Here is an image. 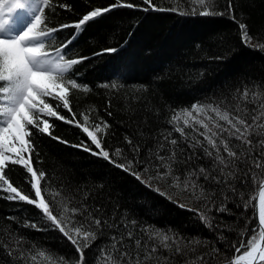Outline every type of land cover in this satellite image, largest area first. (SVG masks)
I'll return each mask as SVG.
<instances>
[{
    "label": "trees",
    "instance_id": "trees-1",
    "mask_svg": "<svg viewBox=\"0 0 264 264\" xmlns=\"http://www.w3.org/2000/svg\"><path fill=\"white\" fill-rule=\"evenodd\" d=\"M4 2L5 8L11 5V0ZM121 2L131 3L134 7L120 6L117 0H54L45 9L44 19L49 26L70 25L55 33L56 42L63 44L75 36L64 51L66 58H86L73 67L71 75L87 91L70 89L68 98L72 111L64 109L62 101H50L59 105V114L71 121L66 123L55 117H43L52 125L51 135L29 126L33 133L30 137L34 145L33 167L45 173L41 180L43 195L54 214L59 215L60 203L66 201L70 208H86L105 222L101 229L103 235L85 249V264H97L99 250L109 245L113 235L123 236L124 244L129 246L125 250L135 256V239L156 244V240H148V236L156 231L167 234L185 248L181 254H176L175 245L171 251L160 248L155 254L162 257L159 264H190L200 255L205 256L206 264H225L226 258L234 255L232 244L240 238L238 232L247 229L250 236V230L257 226L255 208L251 204L245 210L242 201L233 197L227 203L230 214L215 212L223 199L219 191L222 185L199 176V184L216 190L212 197L216 201V205H212V215L216 217L214 223L236 229L226 231L227 239L218 241L220 229L210 230L198 218L197 212L190 210L200 209L204 201L195 200L189 192L182 190V185L179 189L170 186V178L168 181L152 179L151 186H146L101 156L84 151L82 145L99 152L91 145L82 127L76 124L79 122L93 130L96 124L101 127L104 122L109 124L108 129L97 133L103 147L110 155L117 148L122 149L123 154L117 162H131L133 170L140 172L145 180L155 174V166L160 163L155 159L159 144L165 146L160 154H169L172 146L164 139L169 132H172L171 138L179 142L174 174L198 173L201 167L212 173V159L201 147H190L191 136L197 134L190 128L185 129L189 139L184 140L173 131L169 120L194 104L234 111L235 105L240 103L249 109L251 122L255 105L238 101L237 97L248 89L251 100L252 92L264 89V49L258 47L264 44V0H214V10L225 14L210 16H200L198 11L192 14L190 0H152L158 7L187 10L188 15L154 11L144 0ZM229 2L233 6L231 13L226 11ZM97 8H108L109 11L86 22L77 33L74 25L83 15ZM239 23L246 24L252 37L248 45L242 41ZM113 48L115 52L105 51ZM73 112L76 113L75 120L72 119ZM85 116L88 117L87 124ZM180 126L183 127L182 120ZM196 127L203 131L198 125ZM126 138L132 141L131 145ZM197 138L203 140L198 135ZM204 146H207L206 142ZM135 148H139L138 153ZM24 155L27 157L28 154ZM113 159L116 158L113 156ZM145 168L149 171L145 172ZM4 171L14 186L22 187L34 197V190L25 181V177L30 179V174L23 166L9 162ZM233 183L249 201L256 202L258 188L250 177L241 173L240 179ZM54 192L60 195L54 196ZM160 192L167 195H160ZM7 195L0 191V240L9 242L12 237L22 236L21 247L25 250L35 253L37 248H44L60 257L79 258L75 246L43 218L39 209L18 200L10 201L6 199ZM84 215L87 212L74 219L83 221ZM26 221L42 230L25 227ZM128 232L133 233L134 239L127 238ZM194 241L201 243H190ZM9 246L15 247L14 244ZM143 255L141 251V257ZM0 264H25V261L8 255L5 247L0 245ZM28 264L56 262L37 256L36 261L29 260ZM148 264H156V261Z\"/></svg>",
    "mask_w": 264,
    "mask_h": 264
},
{
    "label": "snow or ice",
    "instance_id": "snow-or-ice-1",
    "mask_svg": "<svg viewBox=\"0 0 264 264\" xmlns=\"http://www.w3.org/2000/svg\"><path fill=\"white\" fill-rule=\"evenodd\" d=\"M190 2L193 5L192 14H196L197 11L200 16L225 14L214 10V0H190ZM53 3L54 0H12L6 14L5 2L0 0V181H2L0 191L8 193L6 199L10 201L18 200L39 209L43 218L50 221L55 229H58L75 246L79 258L60 257L44 248H37L35 253L30 249L25 250L21 247L24 243L22 236L12 237L9 242L0 240V245L5 247L8 255L16 256L17 259L25 261V264H28L29 260L36 261L37 256L55 261L56 264H85V249L91 247L103 235L101 229L105 222L94 217L86 208H70L66 201L60 203L59 215L54 214L52 206L45 199L41 189V180L45 177V173L35 169L32 164L34 145L30 139L33 133L29 126L40 133L51 135L52 125L43 117H55L64 120L66 123L71 121L59 114V105H53L50 101L52 99L62 101L63 108L72 111L68 98L70 89L82 88L87 91V88L79 85L71 75L73 67L86 58H66L64 51L75 39V36L63 44L56 42L55 33L70 27V25L63 24L59 28L52 27L44 19L45 9ZM144 3L154 11H173L180 15L189 14V11L181 10L179 7L169 9L158 7L152 0H144ZM117 4L128 8L134 7L133 4L122 3L121 0H117ZM232 8L233 6L229 2L226 11L231 13ZM144 10L147 11L148 9ZM107 11H109L108 8H97L83 15V18L74 25L77 33L82 30V26L86 22ZM17 13L22 14V17L27 20L23 29L18 32L12 23L13 16ZM232 19L235 20V16H232ZM239 28L241 29L242 41L248 45L252 37L248 34L246 24L239 23ZM258 47L264 49V44L258 45ZM105 51L115 52L116 49ZM249 95V90L244 89L237 100L255 105L252 109L254 114L250 117L251 122H249V109L240 103L235 105L234 111L220 106L194 104L190 106V109H184L174 114L169 120V123L173 125V131L184 140L189 139V134L185 131L189 128L192 129L193 133L203 138L200 140L197 135L191 136L190 147L202 148L204 154L212 159V173L216 174L209 173L203 167L199 168L198 173L197 171H188L183 176L174 174L173 165L176 162L179 142L177 139L171 138L172 132H169L164 137L167 144L172 146L168 150L169 154L161 155L160 152L165 150V146L159 144L155 159L160 163L155 166V174L145 180L140 172L133 170L131 162L127 164L117 162L123 154L122 149L117 148L110 155V152L103 147V141L98 138L97 133L104 132L110 127L109 124L104 122L103 127L96 124L94 130L89 126H82L79 122L76 126L82 127V131L86 133L91 145L99 150V152L93 151L90 146L82 145L84 151H90L92 155L101 156L109 163H113L115 167L134 175L146 186H151L150 180L152 179L168 181L170 178V186L179 189L182 185V190L189 192L195 200L204 201L200 209L190 210L196 211L198 218L210 230L220 229L217 236L218 241L227 239L226 231H236V229L223 228L214 223L216 217L212 215L214 210L212 205H216V201L212 197L216 190L206 189L204 185L199 184V176H203L205 181L211 180L222 185L219 191L223 199L215 207V212L224 214H230L227 203L233 197H238L239 201H242V207L245 210L250 204L253 208L256 207V202L254 200L249 201L244 192L233 183L234 180L240 179L241 173L250 177L253 185L259 190L258 224L250 230V236L247 229L238 232L240 238L232 244L234 255L226 258L225 264H264V160L261 159L264 157V89L259 92H252L251 100H249ZM257 101L261 102L257 103ZM75 118L76 113L73 112L72 119L75 120ZM181 120L183 127L180 126ZM84 121L87 124V116L84 117ZM197 125L203 131H199ZM52 138L58 139L55 136ZM61 142L66 143L65 141ZM204 142L207 146H204ZM127 143L131 145L132 141L127 140ZM73 146L76 147V145ZM134 150L139 152V148ZM6 153H12V155H6ZM25 153L28 154L27 157H25ZM113 156L116 159H113ZM9 162L13 165L23 166L30 174V179L25 177V181L34 190V197L31 192L23 190L22 187L14 186L6 178L4 170ZM242 165L245 167L242 168ZM144 171L148 172L149 169L145 168ZM241 183L246 182L241 181ZM155 190L159 191V189ZM53 195L59 196L60 193L54 192ZM160 195H167V193L160 192ZM83 212H87L83 221L74 219ZM24 226L42 230L38 225L29 224L27 221ZM127 238L129 240L134 239L133 233L128 232ZM148 240H156L158 243L150 245L140 239H135L136 251L135 256H133L130 250H125L129 246L124 244V237L117 238L113 235L109 245L99 250L100 256L97 258V264H148L152 260L159 264L162 257L155 254L160 248L171 251L175 245L176 254L185 251V248L181 247L178 241L165 233L153 232L148 236ZM190 243L198 245L201 242ZM10 244H14L15 247L9 246ZM141 251L144 253L143 257H141ZM213 251L218 252L219 249H213ZM190 264H206L205 256L196 257L195 260L190 261Z\"/></svg>",
    "mask_w": 264,
    "mask_h": 264
},
{
    "label": "rangeland",
    "instance_id": "rangeland-1",
    "mask_svg": "<svg viewBox=\"0 0 264 264\" xmlns=\"http://www.w3.org/2000/svg\"><path fill=\"white\" fill-rule=\"evenodd\" d=\"M5 13H7V9L5 10ZM13 19H20L21 21H22V23L21 24H19V25H14V28H15V30L18 32V30H20L21 28H23L24 27V25H25V23L27 22V20H26V18H23L22 17V14H19V13H17V14H15L14 16H13ZM13 19H12V21H13ZM13 23V22H12ZM6 155H12V153H6Z\"/></svg>",
    "mask_w": 264,
    "mask_h": 264
},
{
    "label": "water",
    "instance_id": "water-1",
    "mask_svg": "<svg viewBox=\"0 0 264 264\" xmlns=\"http://www.w3.org/2000/svg\"><path fill=\"white\" fill-rule=\"evenodd\" d=\"M258 202H259V190H258L257 196H256V207H255V219H256L257 224H258V210H259L258 209Z\"/></svg>",
    "mask_w": 264,
    "mask_h": 264
},
{
    "label": "bare ground",
    "instance_id": "bare-ground-1",
    "mask_svg": "<svg viewBox=\"0 0 264 264\" xmlns=\"http://www.w3.org/2000/svg\"><path fill=\"white\" fill-rule=\"evenodd\" d=\"M7 14V13H6ZM258 214H259V210H258Z\"/></svg>",
    "mask_w": 264,
    "mask_h": 264
}]
</instances>
